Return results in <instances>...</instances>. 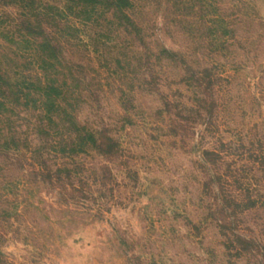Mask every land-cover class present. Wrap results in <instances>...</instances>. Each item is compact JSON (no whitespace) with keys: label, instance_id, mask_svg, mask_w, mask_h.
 Wrapping results in <instances>:
<instances>
[{"label":"rangeland","instance_id":"rangeland-1","mask_svg":"<svg viewBox=\"0 0 264 264\" xmlns=\"http://www.w3.org/2000/svg\"><path fill=\"white\" fill-rule=\"evenodd\" d=\"M92 5L0 0V264H264V0Z\"/></svg>","mask_w":264,"mask_h":264},{"label":"trees","instance_id":"trees-1","mask_svg":"<svg viewBox=\"0 0 264 264\" xmlns=\"http://www.w3.org/2000/svg\"><path fill=\"white\" fill-rule=\"evenodd\" d=\"M78 1H83L86 5H92L93 3H98L99 0H78ZM125 2H128V0H116V3H119V5L122 4L121 8L123 7V3Z\"/></svg>","mask_w":264,"mask_h":264}]
</instances>
